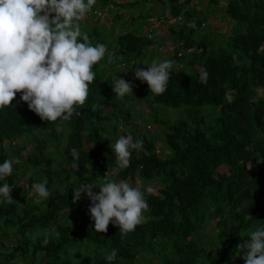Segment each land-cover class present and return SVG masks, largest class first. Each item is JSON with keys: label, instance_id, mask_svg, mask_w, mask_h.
I'll use <instances>...</instances> for the list:
<instances>
[{"label": "trees", "instance_id": "16d2710c", "mask_svg": "<svg viewBox=\"0 0 264 264\" xmlns=\"http://www.w3.org/2000/svg\"><path fill=\"white\" fill-rule=\"evenodd\" d=\"M147 2L96 0L93 9L111 5L106 15L113 13L116 21L110 24L115 30L123 20L133 23V8ZM162 2L172 17L183 22L172 40L173 56L166 59L182 62V67L173 66L165 93H150L147 83L131 74L128 81L141 99L134 94L116 97L111 84L118 75L105 71L103 62L114 61L116 72L121 66L133 71L136 63L131 58L141 57L153 41L140 34V26L136 32L125 29L108 42L114 31L101 33L96 26L89 30L84 23L81 42L86 36L92 46L104 44L108 52L92 69L95 79L80 114L68 121L47 122L28 108L20 93L11 106L0 110V162L15 161L7 182L14 187L10 194L17 202L0 205V228L11 230L16 238L12 248L0 243V264H107L105 257L112 249L117 251L113 264L138 263L141 255H160L163 264H245L240 256L233 259L236 246L264 226V96L258 91L264 90V0H208L205 11L191 5L192 0ZM222 6L231 34L224 48L208 51L207 40L197 41L195 35L213 9ZM152 13L140 14L137 20L148 24ZM187 66L194 70L187 71ZM202 70L208 73L206 84L199 80ZM130 102L135 107L148 103L150 121L162 131L134 129L131 121L141 110L129 112ZM93 105L99 107L93 111ZM154 105L184 107L185 116L174 123L165 121ZM121 123L126 135L143 141L141 150H133L126 169L118 168L107 140L117 134ZM160 139L169 151L164 160L157 150ZM51 147L56 157L47 162ZM73 150L80 154L78 169L72 167ZM115 177L157 187L156 193L146 194L143 223L123 236L111 222L107 232L95 231L86 194L75 203L72 200L73 187L99 185ZM34 182H46L52 197L37 203ZM68 213L78 214L87 226L74 232L73 219L63 216ZM211 218L216 224L214 240L204 230ZM210 245L214 252L210 253Z\"/></svg>", "mask_w": 264, "mask_h": 264}, {"label": "clouds", "instance_id": "9594fccd", "mask_svg": "<svg viewBox=\"0 0 264 264\" xmlns=\"http://www.w3.org/2000/svg\"><path fill=\"white\" fill-rule=\"evenodd\" d=\"M95 4L96 0H0V110L11 106L20 93L28 108L47 122L68 121L80 114L79 109L88 99L89 84L95 79L92 69L108 52L104 44L92 46L86 36L83 42L80 39L78 22ZM171 19L174 24L183 25L180 17H172L170 13L166 20ZM173 47L172 52L176 49ZM143 64L147 68L137 66L135 78L146 82L150 93L157 96L165 93L174 61L153 60ZM199 80L207 83L206 70L200 72ZM111 85L118 98L133 95L131 81L116 76ZM97 107L93 105L92 110ZM109 141L119 169L128 168L133 150L143 147V141L134 140L131 134L119 136L114 143ZM71 155L72 167L78 169L80 154L73 150ZM14 163L12 159L0 162V205L17 203L10 194L14 187L7 182ZM96 188L98 192L94 191ZM32 189L37 203L52 197L46 182H34ZM71 190L73 203L84 194L91 201L89 216L97 233L107 232L111 222L119 227L122 236L143 223L148 208L146 194L154 192L152 186L124 180H105L99 185L83 183ZM236 249L233 259L240 256L245 264H264V226L251 231ZM116 257L117 251L112 249L105 260L113 264Z\"/></svg>", "mask_w": 264, "mask_h": 264}, {"label": "rangeland", "instance_id": "374dc122", "mask_svg": "<svg viewBox=\"0 0 264 264\" xmlns=\"http://www.w3.org/2000/svg\"><path fill=\"white\" fill-rule=\"evenodd\" d=\"M147 1H148L147 2L148 5L143 4L141 7H138L137 9L142 10L143 7L150 8L149 6H152V5L154 7V4L157 3L156 1L152 2V0H147ZM207 2H208V0H192L191 5L198 4V8H200V9L202 8L205 11L207 9ZM113 8H114V6H113ZM137 9H135V10L137 11ZM92 11H93V9L87 15H89V16L92 15ZM121 12L122 11L120 9V13ZM163 12H164V10H161V12H159V11L153 12L152 14H155L156 17H158V18L167 17V16L162 15ZM214 13H215L214 15H212L208 20H206V23H204L205 25L202 26L201 29L195 35V40H197V41H199L201 39L207 40V44L210 46L208 48V51H210L211 48L218 47V46H222V48H224L225 42L228 40V36H230L231 28H232L231 24L229 23V20L227 19L226 15L223 12V9H217V10H215ZM133 15L135 16V14H133ZM89 16H86V18L84 17L85 19L80 20V23L78 22L80 31L82 29H84V23H85V27L87 26L90 28L89 30H91V27L96 26L95 28H97L98 31L101 33H104V31H105V33L114 31L111 27V24L108 22V19L97 20L98 21L97 22V21H95V19H93ZM166 19H168V18H166ZM84 20H85V22H84ZM147 23H148V21H147ZM162 23L161 24H162V26H164V28L166 30L165 32H167V35L174 31L173 27L177 26V23L174 24L173 19H171L167 22L166 21L162 22ZM130 24L131 23H129V25ZM138 24H139V21L137 20V18H135V21L130 26L132 28L131 31L136 32L140 27ZM146 25L149 26L150 23H148ZM159 26H157L156 28H158ZM140 30H141L140 34L143 33V35L146 34L145 36H147L148 30L146 28L142 27ZM151 40H153V37L151 38ZM157 43H158V40H156V41L153 40L152 44H148L149 47L144 52V55H142L140 58H138L136 60L135 63L139 64V65H136L135 68L137 66H139V67H143L146 69L147 65H144L143 63L148 64V63H151L153 60H156L157 62H159L162 60L169 59L173 56V54H172L173 52H171L173 47L169 48L168 45H164L165 43L163 41H159V44H162L163 46H159V45H157ZM141 60H142V63H141ZM113 62L114 61H112L111 63H110V61L107 62V64H109L111 67H108L107 64H105L103 62V64H102L103 68H105V66L107 67L105 69V71L113 72L114 74L116 73V75H118L119 78H125V80L127 78L126 81L129 80L130 76L134 75V73H135L134 67H133L134 68L133 71H127L126 66H121L120 72H118V71L116 72V67L112 65ZM181 64H182V62L178 61V62L174 63L173 66H175V68L182 67ZM194 68H196L198 70L199 65L198 64L195 65ZM192 69H193L192 67H188V66L186 68L187 71H190ZM126 72H129V73L126 74ZM126 76H128V77H126ZM258 91L260 92V94L262 96H264V90L263 89H258ZM133 94L136 96L137 100L141 99V97H142L141 96L142 94L138 93L136 91V89H134V88H133ZM227 95H228L227 96L228 101L231 102L234 99V93L230 91L227 93ZM133 108H136V109L138 108L141 110L140 112H138L134 115V118L131 121L133 123V124L132 123L131 124H132L134 129H138V130L140 129L141 131H144L145 128H147V125H150L151 129L149 131L152 134H156V132L160 133L162 131L163 128H161V127L158 128L157 124L150 121L149 116L152 117V113H151V109L148 106V103L142 102L135 107V104L130 102L129 108H128L129 112H131V110ZM154 110L157 111L159 118H163V119H165V121L167 120V121H170L172 123H174L177 120L184 118V116H185V108L184 107L171 108V107H166L163 105H154ZM57 129H58V132L62 131V128H60V127H58ZM126 134H127L126 127L121 123L118 127L117 134L115 136H112L110 134V136L107 137L108 147H110V141L109 140H111L114 143L115 140L119 136L126 135ZM59 146L60 147L58 150L60 152H62L64 150V146H65V137L64 136L61 138ZM86 147L89 148L90 146L87 145ZM31 149H32V145H28L27 151H30ZM157 150H158V155L160 157V160H164L167 157V155L169 154V151L166 148L165 143L161 139L157 141ZM52 151H53V147H51L49 149V153L47 154L48 155L47 156V158H48L47 162L50 161L49 158L56 157V155ZM252 168H253V166H249L248 169H252ZM23 180L24 179L20 178L19 185L22 184ZM119 180L120 179L118 177L114 178V181H119ZM129 183H132L134 185L139 184L138 181H134V182L130 181ZM151 186L154 189L153 193H156L157 187H155L154 185H151ZM29 196L33 197L32 194H30ZM63 216L66 218H69V219L70 218L73 219L74 232L77 231L78 229H81V228L87 226L86 220H79L78 214L68 213V214H65ZM215 227H216V224L214 222V218H211V220L204 226V230H206V232L211 233V235H210L211 240H214V238H215L214 233H212V229H214ZM14 234L15 233L12 232L11 230H8L5 228H0V243L3 244L5 247L12 248V246L16 245V238L14 237ZM205 237L206 236L204 235L203 238H205ZM209 247L210 248H208V249H209L210 253L214 252L212 245H210ZM1 252L2 251H0V256H1ZM164 260L165 259H162V256H160V255H157V257H153V255H147L146 258L144 255H141L140 259L138 260L139 262L138 263L136 262L133 264H163ZM19 262L21 263V262H25V261L19 260ZM16 264H18V263H16Z\"/></svg>", "mask_w": 264, "mask_h": 264}, {"label": "crops", "instance_id": "0c3cea01", "mask_svg": "<svg viewBox=\"0 0 264 264\" xmlns=\"http://www.w3.org/2000/svg\"><path fill=\"white\" fill-rule=\"evenodd\" d=\"M144 5H148V3H145ZM142 6V5H141ZM141 6H136L135 8H133V12H132V14H131V16L133 17V18H138L139 17V15L140 14H146V13H149V14H151L152 12H161V10H164V12H163V16H167V18H169V15H170V11H169V9H168V7H166V6H164L163 5V3H156V4H154V7H153V5L152 6H149L150 8H147V7H143V9L141 10V9H137L138 7H141ZM151 8H154V11H150V9ZM196 8H197V10H199L200 8H198V4H196ZM95 9H99V10H102L101 8H95ZM95 9H93V10H95ZM106 9V7L102 10L105 14L108 12V10L110 9H107V10H105ZM135 9H137V11L135 10ZM207 9H208V2H207ZM206 9V10H207ZM203 9L201 8L199 11H202ZM214 10H217L216 8H214L213 9V11ZM120 12V11H119ZM133 14H135V16L133 15ZM215 14V13H214ZM213 14V15H214ZM154 16H155V14H153ZM152 15V17H154ZM85 18H86V16H85ZM85 18H83V19H85ZM106 19H108V22L109 23H111L112 21L114 22V21H116L115 19H114V17H113V13H111L110 12V15L108 14V15H106ZM105 20V19H104ZM166 22L168 21V20H165ZM165 21H163V22H165ZM84 22H85V20H84ZM98 22V21H97ZM79 23H80V21H79ZM108 23V24H109ZM122 26L121 25H116V28H115V30H114V37H112V38H110L109 40H108V42H113L114 40H115V36L116 35H118L119 33H121L123 30H125V29H128V30H130V29H132L130 26L132 25V23L129 25V23L128 24H125L124 23V20L122 21ZM163 24V23H162ZM162 24L158 27V28H155L154 30H152L151 31V34L153 35V40L154 41H156V40H158V43H157V45H159V46H163L162 44H159V41H163L165 44L164 45H168L169 46V48H171V47H173V44H172V40H173V37H174V35L176 34V31L179 29V25L177 24V26H175V27H173V29H174V31L173 32H171V33H169L168 35H167V32H165L166 30H165V28H164V26H162ZM139 26H141V28L142 27H144V28H147V26H146V23L145 22H143V21H140L139 20V24H138ZM174 25V24H173ZM179 26V27H178ZM149 27V26H148ZM86 28L87 29H90L89 27H87L86 26ZM93 27H91V29H92ZM149 29H150V27H149ZM142 35H143V33H142ZM146 35V34H145ZM145 35H143V36H145ZM152 40V41H153ZM106 46V45H105ZM107 47V46H106ZM173 49H174V47H173ZM173 49L171 50V52L173 51ZM170 52V53H171ZM173 54V53H172ZM143 55H144V53H143ZM134 57H132L131 58V60H133L134 61V63H135V58L133 59ZM138 58H140V57H138ZM137 58V59H138ZM141 63H142V60H141ZM126 73H129V72H126Z\"/></svg>", "mask_w": 264, "mask_h": 264}, {"label": "built area", "instance_id": "2783aa9c", "mask_svg": "<svg viewBox=\"0 0 264 264\" xmlns=\"http://www.w3.org/2000/svg\"><path fill=\"white\" fill-rule=\"evenodd\" d=\"M153 1L154 2L156 1L157 3L161 2V0H153ZM109 8H111V5L106 6V9L105 10H107ZM86 16H89V15H86ZM89 17L95 19V21H97V20H104V19H106V14L102 10L95 9V10L92 11V15H90ZM166 18L167 17H160V18H158V17H156V15L154 17H152V18H149L147 21H148V23H150V25H149L150 29L146 25L147 26L146 29L148 30V34H147L146 37L149 38V39H151L153 37V35L151 34V31L154 30L157 26H159L163 21H165ZM146 129L150 130L151 129V126L150 125H147V128Z\"/></svg>", "mask_w": 264, "mask_h": 264}]
</instances>
